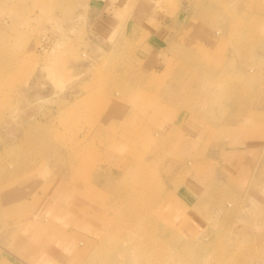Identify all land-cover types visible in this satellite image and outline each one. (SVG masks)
<instances>
[{"label": "rangeland", "instance_id": "1", "mask_svg": "<svg viewBox=\"0 0 264 264\" xmlns=\"http://www.w3.org/2000/svg\"><path fill=\"white\" fill-rule=\"evenodd\" d=\"M109 9L125 24L111 38L106 37L110 27L103 22ZM158 12L173 22L207 26L222 40L225 67L213 64V71L220 67L222 74L221 78L215 74L219 85L213 103L264 109V0H0L3 197L24 182L28 199L35 204L59 198L66 185L93 183L95 177L87 171L90 126L96 120L90 113L104 115L101 123H123L130 112L127 101L121 111L101 110L110 106L115 92L123 95L130 64L122 59L138 50L133 45L108 48L105 40L137 39V45L151 39L157 24L165 21ZM129 24L138 25L131 29ZM201 97L188 99L196 104ZM80 108H85L82 117ZM212 114L210 120L218 124L228 112ZM145 121L156 137L157 124L151 118ZM226 130L222 128L219 138L226 137ZM107 132L122 133L112 124ZM260 139L263 142L256 147L262 148L247 155L236 176L222 179L211 164L213 175L207 174L204 186L195 192L192 207L185 203L189 194L181 190L191 171L186 159L171 168L168 159L154 157V152L142 159L133 157L129 171L115 178L114 189L104 197L107 205L99 201L105 204L103 231L78 263L50 256L39 243L28 259L12 249L8 236L0 240L4 244L0 253L11 264H264V137ZM171 185L178 191H171ZM192 215L200 219L190 226L186 218ZM28 220L5 219L0 232L3 227L33 225ZM6 257L0 264H9ZM50 257L53 260L48 261Z\"/></svg>", "mask_w": 264, "mask_h": 264}, {"label": "crops", "instance_id": "2", "mask_svg": "<svg viewBox=\"0 0 264 264\" xmlns=\"http://www.w3.org/2000/svg\"><path fill=\"white\" fill-rule=\"evenodd\" d=\"M158 14H161L158 18L165 21L157 24V32L154 31L152 36L154 38L148 37L137 45V39L134 42L114 38V43L105 40L108 48L133 45L138 50L135 55H127L122 59V62L130 64L124 76L126 81L122 84L123 95L115 92L116 97L109 98L110 106L101 110L103 113L106 110L109 114L121 111L127 106L124 102L127 101V112L130 111V114L123 116L122 124H114L122 133L119 136L110 135L107 130L111 124L114 126V122L101 123L104 115H100L98 111L96 114L90 113L91 120H96L90 126L91 161L90 170L87 171L95 177V180L92 179L93 183L74 184L72 188L66 185L59 198L47 202L41 200V203L35 204L28 199V188L24 186L27 183L23 182L10 190L4 194L5 197L1 192L0 223L5 219L26 222L28 217L27 222H33V225L25 223L24 227L10 226L1 229L0 240L10 237L11 241L8 242L13 245L15 252L30 259L35 254V244L39 243L49 249L50 256L67 263L80 262L103 231L105 221L102 205H107L104 197L114 189L115 178L129 171L131 159L135 156L142 159L154 152V157L168 159L167 164L171 168H177L178 161L186 159L191 171L187 173L189 177L181 190L192 199L200 185L204 186L207 174L212 177L211 164L217 168L215 174L220 178L233 177L238 174L247 155L262 148L256 146L263 142L260 137H264V109L258 106L242 107L240 104L227 103L219 106L213 103L212 96L217 89L216 85H219V82L214 81L215 74H220V67L217 72L213 71V64L219 63L221 69L225 67L226 57L221 54L222 40L216 39L214 31L207 26H189L183 21L173 22V18L163 17L165 12ZM104 16V27H110L107 28V38L125 27L110 9ZM132 25L127 26L136 28L138 24ZM182 33L185 36L182 37ZM210 65L213 66L212 69ZM218 77L221 78L222 74ZM196 94L202 97L196 100V104L191 103L188 97ZM162 106L164 109L161 108L162 112L156 115L155 111ZM84 109H78L80 117ZM213 111L228 112L227 119L224 120L227 124H215L213 119L211 121ZM162 116L171 119L163 120ZM145 117L151 118L159 127L156 137H153ZM222 128L228 129L224 132L226 137L219 138ZM101 131L105 135H99ZM84 134L85 132L77 137L83 138ZM175 171L177 175V169ZM105 179L107 182L104 184ZM170 190L178 191L173 185ZM71 191L73 193L69 194ZM191 199L185 200L187 206L194 205L195 199ZM101 200L104 201L103 204L99 202ZM197 219L200 217L192 215L186 218V222L192 226L198 223ZM47 237L51 243H47ZM1 249H4L2 241ZM1 252L0 262L6 257ZM50 258L48 261L53 260ZM44 260L43 258L41 261ZM10 261L9 264L12 263Z\"/></svg>", "mask_w": 264, "mask_h": 264}]
</instances>
